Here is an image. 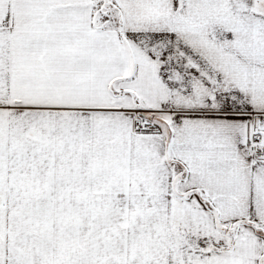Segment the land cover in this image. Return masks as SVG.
<instances>
[{
    "label": "snow or ice",
    "instance_id": "snow-or-ice-1",
    "mask_svg": "<svg viewBox=\"0 0 264 264\" xmlns=\"http://www.w3.org/2000/svg\"><path fill=\"white\" fill-rule=\"evenodd\" d=\"M0 264H264V0H0Z\"/></svg>",
    "mask_w": 264,
    "mask_h": 264
}]
</instances>
